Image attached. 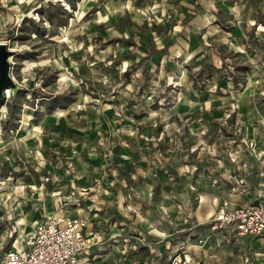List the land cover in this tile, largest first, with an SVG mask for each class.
<instances>
[{"label": "rangeland", "instance_id": "374dc122", "mask_svg": "<svg viewBox=\"0 0 264 264\" xmlns=\"http://www.w3.org/2000/svg\"><path fill=\"white\" fill-rule=\"evenodd\" d=\"M76 1L0 0V41L14 51L10 74L20 86L0 101V253L26 247L34 221L70 196L81 203L84 174L77 162L111 158L109 148L116 147L115 175L131 176L121 152L126 147L127 156L140 161L131 169L134 179L129 185L123 178L128 184L108 208L91 206L101 223L97 228L87 219L91 243L77 264H100L94 253L102 251L111 252L109 264H166L170 256L193 250L189 242L204 234L199 227L187 230L197 221L194 210L200 216L212 212L201 223L208 227L222 197L245 196L242 204H248L253 196L247 186L264 184V0H257V17L248 23L260 36L256 47L244 48L242 33L239 41L230 40L240 23L216 6L207 25L199 19L193 48L181 40L184 50L139 64L142 47L155 51L165 45L149 30L150 14L130 9L108 18ZM205 54L209 59L198 71ZM41 94L57 97L39 100ZM52 112L53 126L72 127L76 141L69 150L59 147L51 130L46 139L27 133L32 122H52ZM30 138L36 143L27 149ZM101 197L106 198L100 189L96 198ZM262 237L239 244H247V252L264 251ZM118 244L126 249L116 262ZM206 250L212 254L205 263L220 264L237 247L231 240Z\"/></svg>", "mask_w": 264, "mask_h": 264}, {"label": "crops", "instance_id": "0c3cea01", "mask_svg": "<svg viewBox=\"0 0 264 264\" xmlns=\"http://www.w3.org/2000/svg\"><path fill=\"white\" fill-rule=\"evenodd\" d=\"M256 2L257 0H78L76 1V6L80 7L81 5H86L87 8L96 6L97 8H100L101 14H104L106 12V16L112 17L115 15H123L126 12H131L130 9H136L137 11L142 12H148L150 14L151 20L146 21L147 24L150 25L149 30L150 32L154 31L156 33V36L160 37L162 40V43H165V45L159 44L157 46V50L153 51L148 49H145L142 47V51L140 52L139 56L135 61L139 64L141 61H144L146 58L148 59L151 56H156L158 58L159 62L163 61V58L168 54L169 51L177 50L179 48H182L184 50L183 46L181 45V40H185L187 46L190 44L191 48H193L196 45V37L197 33L199 31H196V26L198 25L199 19L202 17L204 18L205 22H202V25H207L209 22V19H214L215 14L217 13L216 6H218V9L222 11V13L225 15L226 13L228 15H231L233 17H236V20L238 23H240L239 28L240 32H234L232 37H230V40L234 39L235 41L238 40L239 33H242L246 36L245 43L242 40V37H240V44L244 48H253L256 47L258 44L255 41H259L260 37L258 34L255 33V30L253 27L248 25V23L252 20V18L257 17V9H256ZM255 12V13H254ZM254 13V14H253ZM226 16V15H225ZM258 19V18H257ZM194 23V25H193ZM245 25H244V24ZM243 24L244 31L242 30ZM232 25H230L231 27ZM146 29L141 30V34L146 33ZM166 40V41H165ZM122 41L129 43L128 40L125 38H122ZM239 41V40H238ZM246 45V46H245ZM205 52V51H204ZM208 54H205L199 62H201L200 67L198 71H200V68L202 69V63L207 60ZM206 59V60H205ZM209 59V58H208ZM145 64L142 68V73L145 75ZM133 82V80H130ZM52 116L51 120L52 122H44L40 120L38 123L32 122V126L34 128H29L28 135L35 137V135L43 134L45 139L49 135L51 130V135L55 136L54 140L59 142L60 146L63 145L66 150L70 149L71 143H75L72 137V127L67 126V128L62 129L61 127L53 126L52 123L55 121V113L52 112L50 114ZM55 115V116H54ZM49 126V127H47ZM52 126L54 128H52ZM35 127L38 130H34ZM50 128V129H49ZM98 130V128H97ZM45 132V133H43ZM102 131H94V133H100ZM32 140H29V142L25 143V147L27 149H30L33 147V143H36L35 139L30 138ZM62 149V148H61ZM126 147L121 148L122 155H124V161L125 166L128 168V173H131V176H122V175H115V168L118 166V162H113L112 157L116 161V153L118 151V148H109V155L112 157L103 158L102 155H96L89 157L86 161H82V163L77 162V172H82L84 175L81 177V182H84L83 184V190L78 194L81 199V203L79 205H70L69 203L64 204L61 206V211L65 214H69L72 216H78L80 218L85 219L86 226L85 230L91 226H88V218L92 219V223L96 221L95 227L99 228L101 223V218H98L96 211L91 210V206L99 204V206L103 209V207L108 208L106 206L108 203L111 204L113 201H117L116 198L118 197V194L120 192V188L126 186L128 183L127 181L130 180V177L134 179V174L131 172L132 167H134V163H140V161H134L132 158H129L127 156L128 151L126 150ZM100 151V149H98ZM97 153V152H95ZM91 169H88L90 168ZM113 168V169H112ZM112 170L113 174L107 173V171ZM138 173V171L136 172ZM125 177V178H124ZM128 179L127 181L122 182L124 179ZM244 178L240 179L243 180ZM94 181H97V183H93ZM246 181V180H245ZM256 185L251 182L252 185L247 186L246 193L249 196H253V199L250 201V203L254 202L257 198V191L260 185L263 183L262 180L256 181ZM124 185V186H123ZM130 185V181H129ZM138 186V185H136ZM102 190L105 192V197H101V199H97V193L99 190ZM122 189V188H121ZM103 193V192H101ZM254 193V195H253ZM228 197H222V200L228 201V207H234L239 205H245L242 204L245 202L247 198L245 196L235 195L233 193L229 194ZM67 197V196H66ZM64 197V198H66ZM73 198V200L77 197L70 196ZM244 198V199H243ZM72 200V199H69ZM221 201H217V207L220 204ZM249 204V203H248ZM55 209L50 210L52 212ZM100 209V208H99ZM111 210V208H110ZM49 212V213H50ZM107 212L104 210L102 213V218L104 219V215H106ZM105 213V214H104ZM79 214V215H78ZM107 214H111V212H108ZM193 214L195 216V219L197 220L194 224L192 223L191 226L187 227V230L192 229L193 227H199L204 231V234L200 237V235H197L196 241L197 243H191L189 242V246L195 247L193 250H189L190 252L186 251V256L190 257L192 261L196 263L206 264L205 259L207 256L211 255L212 252H208L206 249L210 245H220L222 243L223 245L226 243H229L232 240V243L235 247H237L236 253L227 254L224 253L225 256L230 255L233 256V258H225V256L222 257V259L219 261L220 264H231L233 260H238V264H264V251L255 250L253 252H247V244L241 246L239 243L242 241L245 237H257V236H250V235H236L232 230L229 228H222V229H216V230H210L209 225L208 227L202 226L201 223H203L204 219H207L209 216L212 215V212H208L205 214V216H200L199 213L196 212V210L193 211ZM81 215V216H80ZM114 217H117L115 213H112ZM201 225V226H199ZM96 230V229H95ZM202 232V231H201ZM97 231L91 232V235L96 234ZM200 233V231H199ZM190 234V233H189ZM216 234H219L217 237ZM216 236V237H214ZM262 239H264V235ZM211 237L207 241V239ZM202 238L203 242L198 243V239ZM182 243H184V239L181 240ZM262 242V241H261ZM256 243V242H255ZM255 243L253 245H255ZM121 244V243H119ZM118 244L117 251L120 250V252H115L112 256L114 260L120 261L121 257H117L116 254L124 253L126 247H121V245ZM253 245H250L252 247ZM120 246V247H119ZM111 252H99L94 253V256L101 257L99 261L100 264H109V260L107 258H110ZM79 255V254H78ZM123 258V257H122ZM160 262H158L159 264Z\"/></svg>", "mask_w": 264, "mask_h": 264}, {"label": "built area", "instance_id": "2783aa9c", "mask_svg": "<svg viewBox=\"0 0 264 264\" xmlns=\"http://www.w3.org/2000/svg\"><path fill=\"white\" fill-rule=\"evenodd\" d=\"M67 203L80 204L76 199L64 201L48 215L35 220L26 247L4 250L0 253V264H77L78 254L91 240L85 233V219L61 211V206ZM209 228H229L236 235H264V184L258 188L257 198L252 203L228 207V201L222 200L209 222ZM202 242L203 239L199 238L198 243ZM166 264L196 262L183 250L170 256Z\"/></svg>", "mask_w": 264, "mask_h": 264}, {"label": "water", "instance_id": "95a60500", "mask_svg": "<svg viewBox=\"0 0 264 264\" xmlns=\"http://www.w3.org/2000/svg\"><path fill=\"white\" fill-rule=\"evenodd\" d=\"M13 53L5 41H0V101L5 97L7 90L11 89L12 93H15L20 88L10 74L9 57Z\"/></svg>", "mask_w": 264, "mask_h": 264}, {"label": "trees", "instance_id": "16d2710c", "mask_svg": "<svg viewBox=\"0 0 264 264\" xmlns=\"http://www.w3.org/2000/svg\"><path fill=\"white\" fill-rule=\"evenodd\" d=\"M129 43L133 44V42H130ZM36 90L32 89V93L35 92ZM20 92V90H18V93ZM38 96L39 100H44V98H49V99H46V100H50V99H54L57 97V95H54L52 96V94H41V95H36ZM14 100L15 98H11L8 102V110L11 112V106L13 103H14ZM9 116V115H8ZM2 125H3V122H2Z\"/></svg>", "mask_w": 264, "mask_h": 264}, {"label": "bare ground", "instance_id": "6f19581e", "mask_svg": "<svg viewBox=\"0 0 264 264\" xmlns=\"http://www.w3.org/2000/svg\"><path fill=\"white\" fill-rule=\"evenodd\" d=\"M11 90V89H10ZM12 248V247H11ZM13 249V248H12ZM15 249H17V248H15Z\"/></svg>", "mask_w": 264, "mask_h": 264}]
</instances>
